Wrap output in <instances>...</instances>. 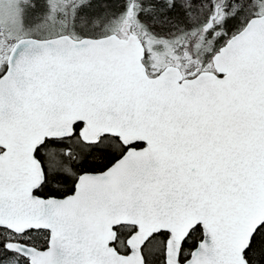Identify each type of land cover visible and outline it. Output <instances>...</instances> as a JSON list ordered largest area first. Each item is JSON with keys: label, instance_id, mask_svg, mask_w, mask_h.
<instances>
[{"label": "snow or ice", "instance_id": "1", "mask_svg": "<svg viewBox=\"0 0 264 264\" xmlns=\"http://www.w3.org/2000/svg\"><path fill=\"white\" fill-rule=\"evenodd\" d=\"M0 264H264V0H0Z\"/></svg>", "mask_w": 264, "mask_h": 264}]
</instances>
